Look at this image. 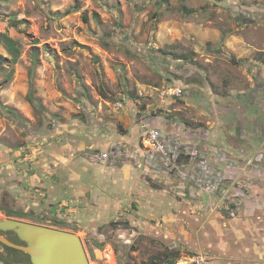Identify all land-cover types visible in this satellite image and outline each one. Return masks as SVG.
<instances>
[{
    "label": "rangeland",
    "instance_id": "1",
    "mask_svg": "<svg viewBox=\"0 0 264 264\" xmlns=\"http://www.w3.org/2000/svg\"><path fill=\"white\" fill-rule=\"evenodd\" d=\"M0 33V220L87 264H226L264 228V0H0ZM157 116L176 163L147 161Z\"/></svg>",
    "mask_w": 264,
    "mask_h": 264
},
{
    "label": "water",
    "instance_id": "2",
    "mask_svg": "<svg viewBox=\"0 0 264 264\" xmlns=\"http://www.w3.org/2000/svg\"><path fill=\"white\" fill-rule=\"evenodd\" d=\"M0 229L14 230L27 242L16 244L0 234L2 242L27 252L32 264L88 263L82 239L75 232L12 218L0 220ZM0 264L6 263L0 259Z\"/></svg>",
    "mask_w": 264,
    "mask_h": 264
},
{
    "label": "built area",
    "instance_id": "3",
    "mask_svg": "<svg viewBox=\"0 0 264 264\" xmlns=\"http://www.w3.org/2000/svg\"><path fill=\"white\" fill-rule=\"evenodd\" d=\"M156 118L157 123L155 125H151L150 123L146 124V128L144 130V143L147 147H149L148 151L145 153L147 161L152 165H161L165 160L171 161V158H173L175 160L174 162L176 163L177 160H179L181 153H187L186 151L181 149V146L176 141L177 139H174V133H170V129L167 130L161 127V125H163V117L157 116ZM172 127V131L180 128V126L175 124L172 125ZM166 151L168 152V154ZM108 157L109 152H103L97 156V158H100V160H105ZM201 161L202 163H205L207 160H200L198 167L199 171H201V174L200 177L198 174L195 175L196 180L204 179L205 181H211L210 179L205 178L207 174L210 173L211 169H209L208 165H202ZM195 260L199 262V264H207L204 259ZM180 262H186L184 264H187V260H181Z\"/></svg>",
    "mask_w": 264,
    "mask_h": 264
},
{
    "label": "crops",
    "instance_id": "4",
    "mask_svg": "<svg viewBox=\"0 0 264 264\" xmlns=\"http://www.w3.org/2000/svg\"><path fill=\"white\" fill-rule=\"evenodd\" d=\"M232 235L235 236L236 244L234 247L230 245L226 264H264V228L242 229ZM215 239L217 246L220 245L221 236L218 235Z\"/></svg>",
    "mask_w": 264,
    "mask_h": 264
},
{
    "label": "flooded vegetation",
    "instance_id": "5",
    "mask_svg": "<svg viewBox=\"0 0 264 264\" xmlns=\"http://www.w3.org/2000/svg\"><path fill=\"white\" fill-rule=\"evenodd\" d=\"M0 234L13 243L27 245V242L14 230H1ZM10 247V248H7ZM0 259L6 264H32L31 256L24 250L9 246L0 240Z\"/></svg>",
    "mask_w": 264,
    "mask_h": 264
},
{
    "label": "trees",
    "instance_id": "6",
    "mask_svg": "<svg viewBox=\"0 0 264 264\" xmlns=\"http://www.w3.org/2000/svg\"><path fill=\"white\" fill-rule=\"evenodd\" d=\"M0 42H3L4 44H6L7 45V47H8V50H9V52L15 57V59H16V57L19 55V53H20V49H19V47L17 46V41L14 39V38H12V37H9V36H7V35H5V34H2V33H0ZM29 99L31 100V101H35V98H33L31 95L29 96ZM7 248H10V247H8L7 246Z\"/></svg>",
    "mask_w": 264,
    "mask_h": 264
},
{
    "label": "bare ground",
    "instance_id": "7",
    "mask_svg": "<svg viewBox=\"0 0 264 264\" xmlns=\"http://www.w3.org/2000/svg\"><path fill=\"white\" fill-rule=\"evenodd\" d=\"M39 253H40V251H39Z\"/></svg>",
    "mask_w": 264,
    "mask_h": 264
}]
</instances>
